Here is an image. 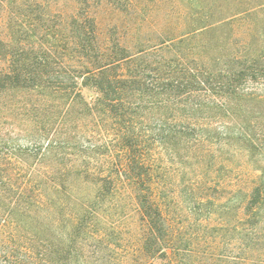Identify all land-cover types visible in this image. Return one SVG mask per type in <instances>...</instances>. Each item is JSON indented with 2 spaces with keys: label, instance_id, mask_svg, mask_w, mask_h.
I'll return each instance as SVG.
<instances>
[{
  "label": "trees",
  "instance_id": "1",
  "mask_svg": "<svg viewBox=\"0 0 264 264\" xmlns=\"http://www.w3.org/2000/svg\"><path fill=\"white\" fill-rule=\"evenodd\" d=\"M143 1L0 0V264H264V0Z\"/></svg>",
  "mask_w": 264,
  "mask_h": 264
},
{
  "label": "rangeland",
  "instance_id": "2",
  "mask_svg": "<svg viewBox=\"0 0 264 264\" xmlns=\"http://www.w3.org/2000/svg\"><path fill=\"white\" fill-rule=\"evenodd\" d=\"M65 1L66 0H63V2H65ZM167 1H169V0H144L143 1V6H144V8H146L145 10L153 8V16H152L153 20H155V17L157 18V16H159L160 19H163V16H164L163 12L165 11V9H164L165 5L168 4ZM157 3L161 4L162 6H164V7H162V9H160L159 13H157V11H156ZM67 4L71 5L70 0H68ZM147 31H148V28H146V32ZM85 93H86L87 96H90V94L88 92H85Z\"/></svg>",
  "mask_w": 264,
  "mask_h": 264
}]
</instances>
